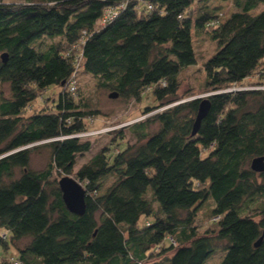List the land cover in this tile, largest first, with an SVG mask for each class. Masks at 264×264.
<instances>
[{
    "label": "trees",
    "instance_id": "trees-1",
    "mask_svg": "<svg viewBox=\"0 0 264 264\" xmlns=\"http://www.w3.org/2000/svg\"><path fill=\"white\" fill-rule=\"evenodd\" d=\"M144 1L154 8L130 1L102 24L116 0H0V264H209L218 250L219 264H264V235L254 245L264 172L250 168L264 156V0H221L233 6L224 21L206 0L196 15L194 0ZM194 32L217 45L203 63L210 108L196 134L199 99L176 103L180 72L196 63ZM78 73L125 100L150 90L157 104L146 113L166 106L129 127L133 143L102 148L75 172L82 215L58 186L91 147L74 136L97 113L76 100ZM253 75L259 87L220 91ZM50 87L55 97H44ZM48 97L50 110L31 109ZM38 146L50 157L34 170ZM209 200L212 228L200 234L197 212Z\"/></svg>",
    "mask_w": 264,
    "mask_h": 264
},
{
    "label": "rangeland",
    "instance_id": "rangeland-1",
    "mask_svg": "<svg viewBox=\"0 0 264 264\" xmlns=\"http://www.w3.org/2000/svg\"><path fill=\"white\" fill-rule=\"evenodd\" d=\"M3 1L7 3L22 4L27 0ZM202 3L203 0H194L191 13L196 15L198 7L201 6ZM205 5L210 10L217 12V14H219L222 18V21L227 19L233 11V6L230 1L206 0ZM142 10L143 9H141V11ZM253 14H255V11ZM216 46L217 45L215 41L210 38L208 33H193V48L196 55V63L192 66L184 68L180 72V85L177 91L178 100L176 103L185 102L199 97H206L211 93L206 90L203 63L215 52ZM78 78V90L76 92L77 95L75 96L76 100L78 101L79 98L83 99L84 102L89 104V110L97 113L94 116H90L92 118V122L90 124V129L84 131L86 134H80L81 132H79L74 135L75 137L80 138L81 141L88 140L91 144V147L89 151L76 156L73 174L69 175L70 177H73L75 172L100 149L108 148L110 153H113L121 150L127 143H133L135 139L132 136L129 127L134 122L144 120L151 114L161 111L166 107H153L152 111L146 113V108L157 104L154 101L150 90L145 91L139 101H135L133 99L125 100L119 98L118 96L109 97L111 91L104 87L97 86L95 79L87 73H78L77 79ZM255 80L256 77L253 75L252 77L244 79L241 83L223 88L220 91L259 87L260 84H254ZM2 88L5 94L8 96V85L4 84ZM259 88H264V85H261ZM51 89L52 87L45 91L44 97H55L54 93L55 91L57 92V89ZM50 97H48V99L43 98L41 101L38 99L37 102L32 104L31 109H34L35 112L39 110H45V108L46 110H50L47 108L48 105L51 104ZM88 132L90 134H88ZM49 157V149L45 146H38L31 152L30 167L34 170H40L44 168L49 161ZM109 183H111L110 179L105 182V186ZM148 197L151 198L150 193H148ZM154 205L156 208L157 203H154ZM212 206L213 203L211 200H209L197 212L196 224L200 234L204 233L207 228H212L210 223V210ZM24 243L25 241L19 242L17 247L9 245L7 250H5V256L7 258L17 256L21 248L24 247ZM221 254L222 253L219 250L216 251L215 254L209 259L208 263L219 264L221 261ZM155 259L159 260L157 257H155Z\"/></svg>",
    "mask_w": 264,
    "mask_h": 264
},
{
    "label": "water",
    "instance_id": "water-1",
    "mask_svg": "<svg viewBox=\"0 0 264 264\" xmlns=\"http://www.w3.org/2000/svg\"><path fill=\"white\" fill-rule=\"evenodd\" d=\"M116 93H112L109 97H116ZM199 99L198 110L193 123L192 134H196L202 119L206 116L209 108L210 101L207 97L195 98ZM250 168L256 172H264V156H255L250 161ZM58 186L62 194V200L66 208L77 215H82L85 211V196L86 192L83 186L75 180L73 177L64 175L59 178ZM264 233L255 242V246H258L262 241Z\"/></svg>",
    "mask_w": 264,
    "mask_h": 264
},
{
    "label": "built area",
    "instance_id": "built-area-1",
    "mask_svg": "<svg viewBox=\"0 0 264 264\" xmlns=\"http://www.w3.org/2000/svg\"><path fill=\"white\" fill-rule=\"evenodd\" d=\"M130 1L132 2L134 0H116V2L113 5H109V6L105 7L103 10L101 23L103 24L107 21L112 20L114 17H116V15L123 8H125L127 3H129ZM135 2H137V5H135V9H138V10L143 9V11L147 12V11H151L154 8L152 3L146 2L144 0H135ZM71 85H72L70 87L71 91L75 92V90L77 89L76 80L73 79ZM80 134H86V132H81ZM88 134H90V133L88 132Z\"/></svg>",
    "mask_w": 264,
    "mask_h": 264
}]
</instances>
